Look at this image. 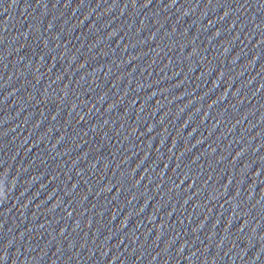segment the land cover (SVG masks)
Segmentation results:
<instances>
[{
  "label": "water",
  "instance_id": "water-1",
  "mask_svg": "<svg viewBox=\"0 0 264 264\" xmlns=\"http://www.w3.org/2000/svg\"><path fill=\"white\" fill-rule=\"evenodd\" d=\"M0 264H264V0H0Z\"/></svg>",
  "mask_w": 264,
  "mask_h": 264
},
{
  "label": "clouds",
  "instance_id": "clouds-1",
  "mask_svg": "<svg viewBox=\"0 0 264 264\" xmlns=\"http://www.w3.org/2000/svg\"><path fill=\"white\" fill-rule=\"evenodd\" d=\"M5 196V192L3 189H0V199H3Z\"/></svg>",
  "mask_w": 264,
  "mask_h": 264
}]
</instances>
